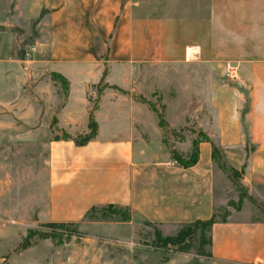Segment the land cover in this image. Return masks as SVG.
<instances>
[{"label":"crops","instance_id":"obj_1","mask_svg":"<svg viewBox=\"0 0 264 264\" xmlns=\"http://www.w3.org/2000/svg\"><path fill=\"white\" fill-rule=\"evenodd\" d=\"M145 67L193 95L177 138L136 96ZM0 145L3 173L41 148L46 174L33 194L1 189L0 204L33 213L0 214V259L39 223L99 235L215 217L208 264H264V219L229 205L241 190L264 206V0H0ZM194 146V164L174 159ZM108 205L128 220L90 217Z\"/></svg>","mask_w":264,"mask_h":264},{"label":"rangeland","instance_id":"obj_2","mask_svg":"<svg viewBox=\"0 0 264 264\" xmlns=\"http://www.w3.org/2000/svg\"><path fill=\"white\" fill-rule=\"evenodd\" d=\"M142 70L139 93L136 96L139 100L150 103L160 123L167 124L169 138H177V127L184 117L192 113L185 106L193 95L180 91L179 77L170 76L174 73L170 68L145 67ZM189 122L190 120L187 123ZM170 123L173 125L168 126ZM27 153L28 162L24 173L8 175L0 168L1 198L4 195L1 189L4 187L15 188V197L19 196V185L26 186L27 194H33L36 188L43 187L46 179L44 150L32 149ZM2 161L0 157V162ZM16 161L18 163V159ZM232 178L236 181L237 188L238 177L234 175ZM239 195L238 200L229 203L230 206L237 209L245 207V213L249 217L264 219L263 205H256L255 200L244 191L240 190ZM229 211L228 207H224L219 210L218 216L225 218ZM2 213L28 216L33 212L30 206L2 203L0 214ZM90 217L114 221L129 218V211L124 207L105 206L95 209ZM100 228L104 235L99 236L98 232H90L93 229L83 230L69 223L28 226L25 233L10 238L9 251L1 255L0 264H208V228L204 224L167 227L144 223L135 227L132 232L129 228H118L114 224ZM182 232L187 234L184 238L179 235ZM171 236H179L172 239L176 243L164 241L165 237ZM4 239L3 235L0 236L1 248L7 242Z\"/></svg>","mask_w":264,"mask_h":264},{"label":"trees","instance_id":"obj_3","mask_svg":"<svg viewBox=\"0 0 264 264\" xmlns=\"http://www.w3.org/2000/svg\"><path fill=\"white\" fill-rule=\"evenodd\" d=\"M54 76V75H53ZM53 79V81L55 82V83H57L58 81H59V85H58V91L60 92V93H66V90H67V83H66V81L64 80V79H62L61 77H59V79L58 78H56L55 76L52 78ZM58 79V80H57ZM90 127H91V131H90V133H93L95 130H96V123L93 121V119H91L90 120ZM89 137V135H86V136H84V137H82V139L84 140L85 138H88ZM190 154H191V156H188V157H185V156H182L181 154H177V153H174L173 154V157H174V159H176L180 164H182L183 166H189V165H192V164H194L195 162H196V160H197V153H196V148H195V146L193 147V149H192V151L190 152ZM189 154V155H190ZM231 176H234V175H236L237 177H238V175H237V173L235 172V171H231V174H230ZM237 187H239V186H237ZM108 206H111V207H114L113 205H108ZM107 206V207H108ZM115 207H117V206H115ZM215 217H212L211 219H209V220H207V221H196V222H194V224H204L207 228H208V230H209V228H210V226L214 223V221H215ZM122 220H128V218L126 217V218H123ZM57 224H60V223H57ZM190 224H192V223H190ZM179 235H182V237L184 238L186 235L182 232L181 234H179ZM179 237V236H178ZM178 237H173V236H171V237H165L164 238V241L165 242H170V243H172L173 241H172V239L173 238H178ZM181 241V240H180ZM179 241V242H180ZM173 243H176V242H173Z\"/></svg>","mask_w":264,"mask_h":264},{"label":"built area","instance_id":"obj_4","mask_svg":"<svg viewBox=\"0 0 264 264\" xmlns=\"http://www.w3.org/2000/svg\"><path fill=\"white\" fill-rule=\"evenodd\" d=\"M33 49H34V47H29V51H27L26 56H29L30 55L29 52L32 51ZM230 72L232 73V71H230Z\"/></svg>","mask_w":264,"mask_h":264}]
</instances>
